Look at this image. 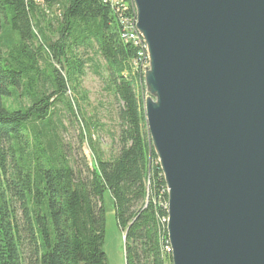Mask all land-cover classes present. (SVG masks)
Listing matches in <instances>:
<instances>
[{
	"label": "trees",
	"instance_id": "1",
	"mask_svg": "<svg viewBox=\"0 0 264 264\" xmlns=\"http://www.w3.org/2000/svg\"><path fill=\"white\" fill-rule=\"evenodd\" d=\"M48 16L57 23L49 32ZM122 17L107 0H0V264H109L106 192L126 235V264H172L167 185L148 131L139 49L124 40ZM88 47L104 58L106 89L119 102L118 151L108 157L69 94ZM60 106L81 122L92 165L84 152L72 157Z\"/></svg>",
	"mask_w": 264,
	"mask_h": 264
},
{
	"label": "water",
	"instance_id": "2",
	"mask_svg": "<svg viewBox=\"0 0 264 264\" xmlns=\"http://www.w3.org/2000/svg\"><path fill=\"white\" fill-rule=\"evenodd\" d=\"M134 3L172 264H264V0Z\"/></svg>",
	"mask_w": 264,
	"mask_h": 264
},
{
	"label": "rangeland",
	"instance_id": "3",
	"mask_svg": "<svg viewBox=\"0 0 264 264\" xmlns=\"http://www.w3.org/2000/svg\"><path fill=\"white\" fill-rule=\"evenodd\" d=\"M42 24L45 27V31L48 32L49 27L54 28L57 25L52 16H48L46 20L42 21ZM49 36L53 40L58 39V35L49 33ZM80 52L82 53L83 59L86 60L85 73L79 78V81L75 85V90L73 89V94L70 92L69 94L79 101L81 113L84 116L83 121H86L87 124L89 123L90 133L93 136V146L104 152L105 157H108L111 151L113 153H117L118 151V145L113 138L119 130L117 119L119 102L106 89V62L97 52V47L80 48ZM140 85L138 84V92L140 91ZM143 85L145 89L143 93L140 91V94L142 93L146 99L150 96V93L146 89L144 76ZM59 109L60 112L56 119H59L61 122L60 130L63 140L72 146V157L79 160L81 159L82 152H84L87 161L92 165V151L88 143L85 142L82 148L80 147L79 131L81 122L80 124L77 123L62 106ZM104 206L106 210L104 251L106 252L108 263L126 264L124 234L119 227L115 204L109 192H106L104 195Z\"/></svg>",
	"mask_w": 264,
	"mask_h": 264
},
{
	"label": "built area",
	"instance_id": "4",
	"mask_svg": "<svg viewBox=\"0 0 264 264\" xmlns=\"http://www.w3.org/2000/svg\"><path fill=\"white\" fill-rule=\"evenodd\" d=\"M115 3H117L118 14L123 15V17L126 18L127 31L124 32H129V42L134 46L141 48V58H137V60L138 64H141V66L144 67L145 74L146 69L150 67V55L148 51V45L143 35L137 28V14L127 13L126 3H124V0H115ZM166 206H168V203ZM165 220H168V215L165 217ZM168 248L169 252H171V245H169V241Z\"/></svg>",
	"mask_w": 264,
	"mask_h": 264
},
{
	"label": "bare ground",
	"instance_id": "5",
	"mask_svg": "<svg viewBox=\"0 0 264 264\" xmlns=\"http://www.w3.org/2000/svg\"><path fill=\"white\" fill-rule=\"evenodd\" d=\"M108 2H110L112 5L116 6L117 7V3H115V0H107ZM124 3H126V0H124ZM131 5L133 7V13L137 14V10H136V7L134 5V0H131ZM121 22L122 24L124 25V31H127V22H126V18L122 17L121 19ZM123 31V38L126 42H129V32H124ZM146 41V40H145ZM139 50H138V58H141V48L137 47ZM135 65L137 68H140V72L143 74L144 76V67L141 66V64H138V60H136L135 62ZM168 190V189H167ZM167 210L169 208V202H168V206H166ZM163 222H165V226H166V230L168 231V222H169V214H168V220H165V218H163ZM169 234V233H168ZM167 236H164V239H166V242H165V245H164V252L165 254L168 253V254H172V247H171V252H169V248H168V241H169V245L170 244V240L168 238V235Z\"/></svg>",
	"mask_w": 264,
	"mask_h": 264
}]
</instances>
